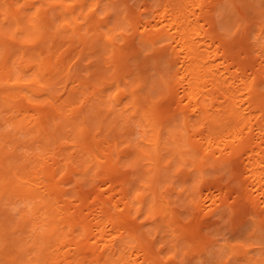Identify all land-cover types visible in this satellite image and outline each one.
I'll return each instance as SVG.
<instances>
[{
  "label": "bare ground",
  "instance_id": "1",
  "mask_svg": "<svg viewBox=\"0 0 264 264\" xmlns=\"http://www.w3.org/2000/svg\"><path fill=\"white\" fill-rule=\"evenodd\" d=\"M16 1L19 0H0V111L4 110L10 113V116H8L9 120L18 124L19 129L25 130L27 134L34 135L44 145L63 144L64 149H68L69 143L63 142V139L66 135L70 136L65 130L69 126L76 135V141L73 147L77 149L72 154L73 161L70 163L66 162V156L63 153L64 149H53L48 154L49 157L54 158L53 166L49 168L46 164V158L48 156L42 158L40 155L27 154L23 157V155L17 152L19 146L17 142L14 144V151H8L3 147L1 151L2 156H0V158L3 157L2 166L0 165V216H4V219L6 218V221L10 223L8 224L6 232L4 231L5 233L2 234L4 235L2 236L4 239L0 238V243L6 244L8 248V251H4L6 256L4 258L7 259L8 263L28 264L26 256L31 255V252H29L31 251V247L27 244V249H25L26 245L20 242L22 240L19 236L7 237L9 231L13 233L16 229L20 230L21 233H29V236L33 237L35 240L33 244L35 245L34 256L43 264L47 260L46 250H49L54 243V246H57L56 251H54L61 253L60 255L63 258L60 256L62 259L60 258L61 260H58L59 255L56 253L57 256L51 257L52 264H162L164 258L160 256L161 252H158L157 247L154 245L157 241L149 238H152L156 228H158V231H155V235L157 236L160 232L159 229H165L166 227L168 231L172 232L168 234L171 237L169 241L172 243V246H170L172 247L171 249L178 251L181 246L182 248L184 246V250H186L185 247H189L190 249L193 247L194 251H197V249L203 250L201 252L203 254L205 252L203 247L204 235L199 229L197 230V225L202 222L201 213L205 211L206 204H208V202L206 203V199H210L209 203L216 206V209L213 206V209L208 206L210 212H216L220 208H223L219 203L220 199L218 201L214 197L207 195L204 198L202 191L204 187L210 189L209 186L215 185L216 187L220 185L218 184L219 181L210 182L212 180L208 178L210 174L208 173V176L206 174L210 167H215L216 170L220 169L225 171L228 169V172L230 170L232 173L234 171L235 175L241 176V172L248 175L244 180L240 179L239 176L236 178L239 185L241 184L240 186H243L241 190L243 191L245 201H242V208L249 211L248 207H250L252 214L250 213L251 211L249 213L254 216L253 221L256 227L254 232L259 234L258 238L260 239H258V243L256 241L257 245L260 246L258 249H261L259 251V260L253 261L249 257L251 254L248 255V253H235L234 251L238 247L236 249H233L230 245L229 247L234 257L240 258L243 255L247 260L253 262L252 264H258L260 262H262L260 264H264V211L259 210L260 205L264 201L261 200L262 198L257 193L254 194L255 191H252L254 187L253 189L251 188L252 190L250 192L245 190L246 182L254 178L252 183L255 182V186L257 187L256 192L264 195L262 186V182L264 181L261 180L262 175H260L263 170L259 169L264 165V150L260 151L261 147L259 142L261 141L253 143L249 133L246 135L243 132L247 124H243L244 122H242L243 126L240 127L239 117L241 115L237 112H233L229 117V122L226 123L228 125L227 127L229 129L232 128L231 130L235 132L233 133L234 140H230L231 143L227 141L229 144L225 143V145H228L227 150H218L219 147H217L218 145L216 146L218 137H212L213 130L210 129V126L208 129L197 126V121H200L201 125H205L208 122H211L213 125H218L221 120L218 119V115L210 114L207 105L197 98L199 94V71L196 66V56L200 57L201 55V45H199L201 41L194 42L186 31L189 29L183 27L184 14L183 16L182 14L180 16H173L174 12L171 14V11H174V9L178 10L179 13L182 12L184 7L182 5H185L187 0H166L168 2L165 6L168 8L164 9V15L161 12V17L159 16L162 21L155 24L148 23L147 21L145 25L141 23L145 27L146 34L143 35L144 32H141L144 39H146L145 46L150 45L147 48H150L152 55H147L148 57L144 56L145 58L140 55L141 57L133 59H136V62H131L133 61L132 59L115 58L112 68L115 67L118 79L113 82H108V79L105 78L106 71L104 72L96 68L95 76L101 86L96 89L95 93L87 97V99L85 98L87 101L85 107L82 106L79 109H76V107L72 108L70 109L71 114H67V107L73 97L69 90L66 92L67 96L64 99H58L60 102L51 108L38 106L37 108L30 109L28 106L30 104V98L24 93L30 83H27L24 79V73L27 66H38L37 68L41 70L43 76L49 75L47 85L50 87L55 85L56 78L70 76L73 73L71 67L67 68L70 64L65 63L64 56H60L62 54H59V58L56 60V54L59 53L56 44L58 45V42H60L59 38H61L58 35L62 31L67 30L66 28L69 26H73L71 27L73 35L79 34V26L77 27L78 16H83L84 9L88 4L84 0H21L23 3L17 5ZM101 1L96 0V8L101 7ZM195 1L198 3L197 7L199 10L204 11L205 20L217 32L218 27L215 23V15L217 11L221 10H217L218 7L221 5L225 6L223 4L227 0ZM36 4H38V7H35ZM238 4L240 6L245 4L243 6L247 11L245 14L238 11ZM227 7H230L228 10L236 15L235 19L238 26L237 31H234L235 33L229 34L231 36L236 35V32L240 31L239 28L242 27V24H245L247 32L243 38V42L246 43L244 46L250 52L251 48L253 51H256L257 45L252 41L253 35L250 26H258L257 24H260V19L264 17V0H229ZM96 11L90 10L88 17L96 13ZM167 13H169V17L171 16L170 19L169 17L166 19ZM194 15H196L195 10ZM68 19L71 20V24L66 22ZM132 19H135V16ZM139 21L141 22L142 20ZM107 26H109V30L113 31V27L111 28L109 23H107ZM147 26H149L148 31ZM109 33L106 31L103 33L97 32L100 39L104 37L107 40L106 42H110L108 44L113 46V50L119 49L113 42L114 36L112 37L111 35L112 33L116 35L115 32H112L110 35ZM196 33L198 37L204 35L205 38H209L213 42L215 41V37L208 30H202L201 33L197 30ZM29 42L34 45H41L40 48H43L44 51L46 48L48 52L55 51V60L52 58H41L39 61L35 60L33 57L42 56L44 51L31 52L25 48V45H28ZM225 44L221 43L218 48L223 49V54L230 55L226 50L229 46L226 45L227 47H225ZM230 57L233 56L230 55ZM250 59L252 58L250 57ZM137 61L139 62L137 63ZM253 62L255 61L253 60L252 64H248L252 69L253 77L249 76L246 82L244 81L246 79L241 77V79H244L241 80V84L244 87L243 89H247L251 96L248 99L250 103L248 109L254 106L255 108H259V111L264 115V99L259 101V98L256 96L260 83H264V68L260 67L259 71H255L256 67L255 69L253 67L256 65ZM241 63L240 61L235 63L238 71L242 70V68H248L247 65ZM132 65L139 66L142 76L137 75L133 79V84L127 80L130 74H133L134 68L132 69ZM176 68L177 70H175ZM147 70L150 72L155 70V73L150 74L153 77V80H151V88L155 89L160 84L164 88L162 94L165 95L167 100L173 101L174 107H171L169 103L170 107L158 108L155 110L156 113L151 112L149 110L150 108H143L140 102L142 96L139 91L147 85ZM122 75H124L123 80L126 83V88H123L122 80H120ZM189 76L192 78H189ZM33 82L39 86V89L45 88L39 85L37 80ZM104 83L105 86L103 85ZM115 83L119 88V94L117 93L114 96L117 104L123 105V100L127 96L132 99L134 111L130 119L133 117H143L147 125L146 127L150 130V135H146V138L137 140L131 120L121 117L123 116V111H113L108 108L109 104L107 105L106 103L111 98L108 97L107 91ZM137 83L139 84L136 85ZM181 88L183 89V96H180ZM228 91L231 94L234 93L233 90ZM146 97V99H150L149 96ZM245 120L243 119L242 121ZM262 123L259 129L261 130L260 132L263 131L264 133V122ZM50 125L54 128L53 132L48 127ZM249 129L251 130V127ZM220 132L219 130H215L214 134H221ZM241 134H245L246 137ZM255 136L253 139H255ZM111 137H114L113 140H111ZM0 139L4 142H12L9 140V135L1 132ZM55 156L57 157L55 158ZM61 156H63V159H60ZM23 158L25 159L23 160ZM74 165L77 166L71 170V167ZM65 169L75 172L78 175L86 174L89 176V174H92L93 181L100 179V182L104 184L109 183L111 189H113L111 191H118L121 194V198L118 201H114L117 198H113L108 193L107 195L110 196V201L101 203L99 201L101 208L100 216H95L97 222H94L96 219L93 221V228L95 227L94 229L98 232L97 235L99 236H97V240L101 242V245H99L100 243L90 245L91 242L90 244H84L82 242V238H85L89 233V226L86 224L82 215H78L79 217L75 216L74 207L76 205H73L74 207L64 205L65 200L63 198L67 194L65 195L66 191L61 186L62 178L60 177V173ZM257 169L261 171L258 172ZM213 171L215 170L213 169ZM219 172L221 173V171ZM210 173L212 174V172ZM232 173L231 175L234 174ZM37 174H43V177L39 179L33 176ZM213 174L212 176L215 177ZM216 177L218 178V175ZM241 178L243 177L241 176ZM103 185L102 187H104ZM163 188L164 190H162ZM213 191L215 190L213 189ZM221 191L224 192L222 189ZM19 192H22V195H26L27 198H32V195H38L41 198V206L36 210L35 216L23 217L20 221L15 222L9 213L6 212V209L2 207V203L4 200L11 201V196L16 198ZM227 192L228 194L231 193L229 189ZM204 193L208 194L209 192ZM99 197L101 198V196ZM119 202H121L122 206ZM232 206L235 207V204ZM188 207H190L195 217L194 228L192 227L190 229L188 227L185 228L184 219L179 213V210ZM112 210L115 212L109 213ZM234 210L236 211V209ZM105 215L108 219L104 218L107 220L105 221L103 219V221H105V224L110 225L112 231H114L112 233L108 232V234L111 233L108 239H105L106 231L104 232V228L102 227V218ZM38 220L41 221L38 222ZM88 224H91V222ZM3 226L4 223L0 220V227ZM78 227L82 228V233L75 235ZM40 228H42L41 231H39ZM67 228L69 229L65 231ZM178 230H181V232L176 234ZM69 234L72 237H69ZM249 235H252V233H249ZM88 238L86 239L88 242H94L93 239L88 240ZM162 238L165 237L162 236ZM169 242H164L162 249ZM213 242L208 241L207 244L211 245ZM223 245L227 246L226 244ZM66 246L69 247L65 251ZM246 247L244 246V248ZM61 249L64 250L63 253ZM98 249L103 250V252L101 253ZM54 251H52L53 254ZM191 251L193 252V250ZM257 253L258 251H256L255 255H258ZM168 259L172 261V264H175L177 262V255L168 257ZM207 263L210 264L209 261Z\"/></svg>",
  "mask_w": 264,
  "mask_h": 264
},
{
  "label": "rangeland",
  "instance_id": "2",
  "mask_svg": "<svg viewBox=\"0 0 264 264\" xmlns=\"http://www.w3.org/2000/svg\"><path fill=\"white\" fill-rule=\"evenodd\" d=\"M19 1H16L17 5L23 3V1H21V0H19ZM33 1H35V0H33ZM84 1L88 5L84 9L83 16H78L77 27L78 26L80 27V28L78 27L79 34L73 35L72 29H71V27H73V26H69L68 28H66L67 30L62 31L58 35V37H61V38H59V40L62 43L59 44L60 42H58L59 46L56 44L57 49H59V53L56 54L57 57L55 56V51H52V52L49 51L48 52L47 48L44 51L43 48H40L41 45H36V44L34 45L31 42H29L28 45L27 44L25 45V48L29 49L31 52L44 51L42 56L33 57L35 60H38V61L41 58L42 59L43 58H52L53 60H55V57L57 60L59 58V54H62L60 56H64L63 59H65V63L70 64L69 66L67 65L68 66L67 68L71 67V69L73 70V73L70 76H64V77L56 78L55 85L50 87L47 85V83L49 82V81H47V80H49L48 79L49 75L43 76L41 73V70H39V68H37L38 66L37 67L32 66V65L27 66L25 68L24 79L27 81V83H30V84H29L27 90L24 91V93L26 95H28V97L30 98V104L28 105L30 109L37 108L38 106H45V107L47 106V108H51L53 105H55V104L57 105L60 102L58 99H60V98L64 99L67 96L66 92L69 90L70 93L73 95V97H72V100H71L69 106L67 107V114H71L70 109L75 108V107H76V109H79L82 106L85 107L86 106L85 104L87 103V101H86L87 97H89L93 93H95L96 89L101 86L99 84V81L97 80V77L95 76V71L97 70L96 68H99L98 70L101 69V71H104V72L106 71L105 72V78L108 79L107 80L108 82H113L116 79H118V75L116 74L115 67L112 68L113 67V60L115 58L120 57L121 59L123 58V59H132L133 60L134 58H137V57L142 56L143 58H145L147 55H152L150 52V48L149 49L147 48L150 45H147V47L145 46L146 45V39H144L143 35H145L146 33H145V27L143 25H145V23L147 21H148V23L151 22V24H153V23L155 24L157 22L159 23L160 21H162V20H160L159 16L161 17V15H160L161 12H162V15L165 14L164 9L168 8L165 6L168 1L166 2V0H164V1L163 0H102L101 1L102 5L100 8H96V5H95L96 0H84ZM190 1H191L192 5H191ZM257 1H259V0H257ZM198 2H201V0H199ZM226 3H227V5H226ZM226 3L223 4L225 6L221 5L222 8H221V6L218 7L217 10H219V9H221V10L217 11V14L215 15V21H216L215 23H216V26L218 27L217 32L214 30L213 26L208 24L207 20H205L204 11L202 12L199 10V8L197 7L198 3L195 0H193V1L187 0L185 5L184 4L182 5V7L183 6L184 7L182 9V12H180V13L176 9H174V11L173 10L171 11V14L174 12L173 16H176V15L180 16L181 14L183 16V14H184L185 18L183 19L184 22L182 23L183 27L185 29H189L186 31L189 33L190 38L194 42L201 41L199 44V45H201V48H200V54L201 55H200V57L196 56V66H197L198 71H199V74H198L199 75L198 76V80H199L198 81L199 82L198 92L200 94V95L198 94L197 98L199 99V101H202L205 105H207V108H208L210 114L218 115L219 116L218 119L221 120V122H219L218 125H213L211 122H208L205 125H201L200 124L201 122L197 121V123H198L197 126H199L201 128H205V129H208V127L210 126V129L213 130V136L212 137H218L217 138V144H216V146L218 145L217 147H219L218 150L219 149H221V151H223L224 149L227 150L228 145H225V143L229 144V143H231V141L234 140L233 139V137H234L233 133H235V132H234V130H231L232 128L229 129L227 127L228 125L226 123L229 122L230 115L233 112H237V113H239V115H241L239 117L240 123H241L240 127H242L243 124H247L246 128L243 129V132H245L246 135H248V133H249V136L252 139L251 141H253V143L261 141V142H259L260 147H261L260 151H263L264 150L263 149L264 148V146H263L264 145V137H263L264 133H263V131L260 132L261 130L259 129V127L261 126V124H263L262 122H264V119H263L264 115L261 111H259L260 110L259 108H255L254 106H253L254 108L251 107L248 109V107L250 105L248 99L251 96L249 95L247 89H243L244 87L241 84V82H242L241 80H244V79H241V77L246 79V80H244L245 82L248 80L249 76L253 77V73L251 71L252 69L248 66V64H250V63L252 64L253 60L255 61L253 63H255V65H256L253 67L254 69L256 67L255 71H259L260 67L264 68V64H263V61H264V17H262V19H260V24H257L258 26H254V25L250 26L251 27L250 28L251 33L253 35L252 41L254 42L255 45H257L256 46L257 50L253 51L251 48V52H250L249 50H246L247 48L244 46V44H246V43L243 42L244 35L247 32V30L245 29V27H246L245 24H242V27L239 28L240 31L236 32V35H232V36L230 35L234 31H237L238 26H237V21L235 19L236 15L233 12H230L228 10L230 8V7H227L229 5V0H227ZM37 5L38 4H36L35 7H38ZM237 6H238V11H240L244 14L247 12L245 7H243V6H245V4H242L241 6H240V4H238ZM194 7H196V8L194 9ZM31 8H33V7H31ZM90 10H97V11H96V13H93L90 17H88V14H89L88 12ZM194 10H195L196 15H194ZM133 12H134V14H133ZM158 12H160V13H158ZM134 16H135V19H137L136 22H135V19H132V18H134ZM168 17H169V13H167L166 19H168ZM170 17H169V19H170ZM198 18H199V20H198ZM139 20H142V21L140 22ZM193 20H194V22L191 23V21H193ZM66 22H69V24H71L70 19H68ZM107 23L110 24L111 28L113 27V31L109 30V26H107ZM141 23H143V25ZM241 23H243V22H241ZM135 24H137V25L135 26ZM132 27L135 29H133ZM148 27L149 26H147V31L149 30ZM10 29H12V28H10ZM103 30L106 32H110L109 35L112 32H115V34L117 36L113 35V33L111 35H112V37L114 36L113 42L116 44V46L119 49L113 50V46L108 44L110 42H106L107 40L104 37H103V39L102 38L100 39V37L98 36L99 34H97V32L103 33L104 32ZM142 30H144V31H142ZM197 30H199L200 33L202 32V30H208L215 37V41L213 42L209 38H205L204 35H202L201 37H198L196 35ZM141 32L142 33L144 32V34L142 35ZM63 33H65V34H63ZM119 33H121V34L119 35ZM134 34H135V36H134ZM93 36H95V37H93ZM98 39H100V40H98ZM222 40H223V42H222ZM224 40H227V41H224ZM220 42L222 44L223 43L225 44V42H226V44L224 46L230 47V48L229 47L226 48L227 53L233 57H230V55H227V54L226 55L223 54V51H222L223 49L218 48L221 44ZM31 45H33L34 47L33 46H32L33 48L29 47ZM104 47H106V48H104ZM139 48H140V50H138ZM104 49H105V51H104ZM231 49H232V51H231ZM236 57H237V59H236ZM250 57L252 59H250ZM254 57H256V58H254ZM225 58H226V60H225ZM231 58H233V59H231ZM135 60H133L131 62H136ZM239 61H240V63L241 62L243 63L245 61L246 63L244 62L243 64L247 65V67L250 69H248V68L243 69L242 68V70H244V71H242V70L238 71L235 63H237ZM138 62L139 61H137V63ZM256 62H257V64H256ZM260 64H261V66H260ZM180 66H182V64H180ZM132 69H133V74H130V76L127 78V80L131 81L133 84V82H134L133 79L136 78L137 75H139L140 77H142V76L140 74L141 72H140L139 66H133ZM175 70H177V68ZM153 73H155V70H152L151 72L149 70H147V72H146V76L148 78L147 85H145L139 91V93L142 96V99L140 100V102L142 103L141 105L145 109L150 108L149 110H151V112H155V110H157L158 108L160 109V108H164V107H170V104H171V107H174L173 101L167 100L165 98V95L162 94V92L164 91V88L161 87L160 84L157 87H155V89L151 88V86H152L151 80H153V77L150 74H153ZM243 74H245V75H243ZM124 75H122L121 78L120 77L119 78H120V80H122L123 88H126V86H125L126 83H124L125 81L123 80ZM189 78H192V77L189 76ZM34 80H37L39 85L44 86L45 88L39 89V86H37V84H35L33 82ZM138 84L139 83H137L136 85H138ZM66 85H67V88H66ZM103 85L105 86V83ZM258 89H259V91L256 93V96H257V98H259V101H261L264 99V83L261 82L260 87H258ZM228 90H233L234 93L231 94V93H229ZM182 91H183V89L181 88L180 89V96H183V94H184ZM118 92H119V88H118L116 83L111 88L109 87L108 91H107V95L111 99L110 100L107 99L109 101L106 104L107 105L109 104L108 108L113 110V111L122 110L123 116H121V117L130 119V116H132L133 111H134V107H133L134 105L132 103V99L127 96L123 100V105H118L116 99L114 98V96L117 95ZM146 96H149L150 99L149 100L146 99L147 98ZM256 100H258V99H256ZM154 104H156V105H154ZM8 116H10V113H8L4 110L0 111V132L5 134V135H9V140L12 141V142H4L0 139V156H2L1 151L3 150V147H5L8 151H14V146H15L14 144H16V142L19 143L17 152L19 154L23 155V157L26 156L27 154H35V155H40L42 158H45L48 156V154L53 149L55 150V148L57 150L64 149L63 144L44 145L34 135L27 134L25 132V130L19 129L18 124L9 120ZM243 119H246L245 120L246 122L242 121ZM130 120L134 126V129L136 132L135 138L137 140H142L143 138H146L145 137L146 135H150V130H149V128L146 127L147 125H146V122L143 120V117L142 118L141 117H136V118L133 117ZM242 122H244V123L242 124ZM252 124H253V126H252ZM48 127H49L51 132L54 131V128L51 125ZM250 127H251V130L249 129ZM256 127H257V129H255ZM65 130L70 134V136H67V135L64 136L65 138L63 139V142L69 143V148L64 149L63 153H65L66 162L70 163L71 161H73L72 154L77 149L76 147H73L74 143L76 141V135L73 132V130L71 129V127H69V126H67L65 128ZM215 130L221 131L220 132L221 134L215 135L214 134ZM257 130H258V133H257ZM252 131H254V132H252ZM260 133H262L263 136ZM245 134H241V135L246 137ZM252 134L254 136L256 134V136H258V137L260 136L259 137L260 140H258L259 138L256 136H255L256 140L253 139L254 136ZM231 135H233V136H231ZM229 136H231V137H229ZM113 138L114 137H111V140H113ZM12 139H14V140H12ZM224 139H227V140H224ZM227 141L228 142L230 141V142L227 143ZM46 153H47V155H46ZM56 157L57 156H55V158ZM2 158H0V165L3 162ZM24 159L25 158H23V160ZM60 159H63V156H61ZM46 160H47L46 164L48 165V167L49 168L52 167L53 163H54V158H52L51 156L50 157L48 156L46 158ZM75 166H77V165L72 166L71 170ZM263 166L264 165H262L259 168L263 171L258 170V169L257 170H258V172L259 171L262 172V173H260V175H262V177L264 178ZM213 169L217 172V174H215L216 172L213 171ZM217 170L215 167L209 168V171L212 172V174L214 173L213 175L215 177L218 175V178L213 177L212 174L208 170H207L206 174H207V176L210 174L208 176L209 179H212L210 182L213 183V181H216V182L219 181L218 184H220V185L215 187V185L212 184L213 186H209L210 189L208 187H204L203 188L204 190L202 189V191H203L204 198H206V195H207V196L214 197V199H216L218 201L220 199L219 203H220L221 207H223L224 209L220 208L219 210H217L218 212L217 211L216 212L215 211L210 212L209 208H211V209L215 208L216 209V206L214 204L212 205L209 203L210 199H208V198L206 199V203L208 202V204H206L205 211H202V213H201L202 222L199 225H197V230L199 229V231H201V233L204 235L203 236L204 237L203 238L204 239L203 240V247L205 249V252H203V254H202L201 252L203 250H200V249H197L198 252L196 250L194 251L193 247H192V249H190L189 247H187L188 248L187 249L185 247L186 250H184L183 249L184 246H183V248L181 246L178 251L176 249L173 250V249H171L172 247H170V246H172V243L169 242L171 237H170V235H168V234H171L172 232L168 231L167 227L165 229H159L160 232L157 235L159 237H158V239H156L157 236L155 235V231H158V228H156L154 233H153L152 238H149V239H154L157 241L156 244L154 243V245L157 247L158 252L159 251L161 252L160 256H162L164 258L162 264H172V261L170 259H168V257H172L173 255H177V262L175 264H205V263L208 264L207 263L208 261L210 264H223V263L224 264H249V263L252 264L253 263V262H250L249 260H247V258L243 255H241V257H240L241 259L237 258L236 256L235 257L232 256V252H231L230 247H233V249H236L238 247L234 251L235 253H239V252L241 254L243 252L248 253V255L251 254V255H249V257H251L253 261L259 260V257H260L259 251H261V249H258V248H260V246L257 245V243L260 239L258 238L259 234L254 232L255 231L254 229L256 228L254 221H253L254 216L251 215L252 211H251L250 207H248L249 211L247 209L242 208V205H243L242 201H245L243 198V191L241 190V189H243V186H240L241 184L239 185V182H237V178H236L237 176H239L240 179L244 180V179H246V177L248 175L243 174L241 172V176L243 177V178H241L240 175H235L234 171H233V173H234L233 174L232 172H230V170L228 172V169L225 171L220 170V169H217ZM219 171H221V173ZM229 173H230V175H229ZM231 173L234 176L231 175ZM60 175H61L60 177L62 178L61 186L67 192V193L65 192V195L66 194L67 195L63 198L65 200L64 205L72 206V207H74L73 205H76L74 207V213H76L77 215L75 214V216L79 217L80 215H82L85 219L86 224L89 226L88 227L89 233L87 234V236L85 238L83 237L84 239L82 238L83 241L82 240L81 241L84 244L85 243L90 244V242H91L90 245H97V243L98 244L100 243L99 245H101V242H98V240H97V236H99V235H97L98 232L94 229L95 227L93 228V221L96 219L95 216L96 215L100 216L99 213L101 211L100 210L101 208L99 205L101 202L110 201L111 195L113 196V198H117L116 200L114 199V201H118V199L121 198V194L118 191L117 192L111 191L113 189H111L109 183L104 184V183L100 182V179H98L97 181H93V179H92L93 175L92 174H89V176L86 174L78 175L75 172L67 171V169H65L63 172L60 173ZM33 176H36L39 179H41L43 177V174H37V175H33ZM262 177H261V180L264 181V179ZM253 180H254V178L246 182L245 190H248L250 192L253 189V187H254V189L256 188L255 190L253 189L252 191H255L254 194L257 193L260 196V198H262L261 200L264 201V195L260 194V192H256L257 187L255 186V182L252 183ZM95 182H98V183H95ZM227 182H229V183H227ZM262 183H263L262 186L264 189V182H262ZM98 184H100V185H98ZM230 184H231V186H230ZM102 185L104 187H102ZM228 186H230L231 188ZM250 186H252V187H250ZM96 187H97V189H96ZM206 188H208V189H206ZM213 189L215 191H213ZM221 189L224 190V192L221 191ZM228 189H229V192H231L229 194L227 192ZM95 190H97V191H95ZM100 190H102L103 192ZM162 190H164V188ZM216 190L219 192H217ZM112 192H113V194H112ZM204 192H209V193L207 194ZM23 193L26 194L25 191H23ZM107 193L110 196L107 195ZM18 194L19 195L16 196V198L14 196H11V198H12L11 201L10 200H8V201L4 200L2 203V205H3L2 207L4 209H6V212L9 213V215L12 217V219H14L15 222L20 221L23 217L35 216L34 214H35L36 210L41 206V198H39L38 195H36V196L32 195L31 196L32 198H27L26 195L25 196H24V194L22 195V192H19ZM222 194L225 197H223ZM99 196H101V198ZM239 197H241V198H239ZM99 198H100V200H99ZM222 199L224 202L222 201ZM99 201H100V203H99ZM6 202H7V204H6ZM219 203H218V205H219ZM119 204L122 206L121 202H119ZM233 204H235V207L232 206ZM216 205H217V203H216ZM208 206H209V208H208ZM212 206H213V208H212ZM263 207H264V202L262 203V205H260L259 210L264 211ZM231 208L233 211L231 210ZM234 209H236V211ZM238 211H239V213H238ZM93 212H95V213H93ZM96 212H98V213H96ZM113 212H115V211L112 210V212H109V213H113ZM79 213H81V214H79ZM179 213H180L181 217L184 219L183 221L185 224V228L186 227H188L189 229L192 228L194 226L195 217L192 214L190 207L185 208V209L183 208V209L179 210ZM243 213H245V214H243ZM247 213H249V214H247ZM249 215H251L252 217ZM104 218H107L106 215H105V217L102 218V222L104 223V224L102 223V225H103L102 227L104 228V232L106 231L105 232V234H106L105 239H108L110 234L114 231H112V228L110 225L105 224V221L108 218L106 220ZM103 219L105 221H103ZM0 220L4 223V226L0 227V238L4 239V237L2 238V236H4L2 234H4L6 232V229H8V224L10 222L6 221V218L4 219V216H0ZM40 221L41 220H38V222H40ZM90 222H91V224H88ZM94 222L96 223L97 219ZM249 222H250V224H249ZM201 228H203V229H201ZM41 229L42 228H40L39 231H41ZM68 229L69 228H67L65 231H67ZM195 230H196V228H195ZM9 232H8L7 237H18L19 236V238L22 240L20 242L26 245L25 249H27V244L31 247V251H29V252H31V255L26 256V260H27L28 264H43V263H40V261L37 260L34 256V254H35L34 246L35 245H33V244H34L35 240L33 239V237L29 236L30 235L29 233H26V234L21 233L20 230H18V229L13 231V233H12V231L10 233ZM108 232H111V233L108 234ZM180 232H181V230H178L176 232V234H178ZM81 233H82V228L78 227V229L75 232V235L76 234L79 235ZM249 233H252V235H249ZM94 234H96V235H94ZM65 235L67 236L66 233H65ZM94 236H95V238H94ZM162 236H164L165 238H162ZM254 236H255V238H254ZM69 237H72V236L69 234ZM87 237H89L88 240L93 239L94 242H92V241L88 242L86 240ZM90 237H91V239H90ZM250 237H252V238H250ZM224 240H225V242H224ZM208 241L209 242L214 241V242L211 243V245H210V244H207ZM256 241H257V243H256ZM148 242H149V240H148ZM164 242H169V243L166 246L164 245V247L162 249ZM230 243L232 244V246ZM54 244L51 245L52 247H50L49 250H46L45 254L47 255V260L45 261L46 263H44V264H52L53 261L51 260V257L57 256V255H59L58 260H61L63 258L60 255L61 253L55 252L57 246H54ZM223 244H226L227 246H225ZM229 245H230V247H229ZM196 246H199V245H196ZM244 246L245 247L247 246V247L244 248ZM68 247L69 246H66L64 250L66 251V249H68ZM210 247H212V248H210ZM207 248H209L208 251H207ZM62 249H63V247H62ZM62 249H61V251L63 253L64 250H62ZM6 250L8 251L6 244L0 243V264H10V263H8L7 259H5L6 256L4 254V251H6ZM98 250L101 253L103 252V250H101V249H98ZM191 250H193L194 253ZM52 251H54V254L52 253ZM246 251H249V252H246ZM256 251H258V253H257L258 255H255ZM208 252H210V253H208ZM212 252H214V253H212ZM56 253H57V255H56ZM51 254H53V255H51ZM201 254H202V257H201ZM206 254L209 256L207 257ZM199 257H200V259H199ZM209 257L211 260L209 259ZM206 258H207V260H206ZM238 259H240V260H238ZM260 263H262V262H260ZM260 263H258V264H260Z\"/></svg>",
  "mask_w": 264,
  "mask_h": 264
}]
</instances>
